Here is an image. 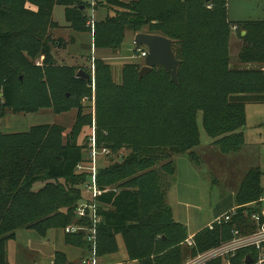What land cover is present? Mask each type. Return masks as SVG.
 I'll return each mask as SVG.
<instances>
[{
	"label": "trees",
	"instance_id": "1",
	"mask_svg": "<svg viewBox=\"0 0 264 264\" xmlns=\"http://www.w3.org/2000/svg\"><path fill=\"white\" fill-rule=\"evenodd\" d=\"M106 1L116 10L96 24L95 49L120 50L127 32L155 34L173 41L181 63L178 84L161 66L140 80L136 64L125 65L116 83L111 65L95 61L98 147L117 154L110 166L98 171V187L108 191L96 198V257L117 253L122 237L130 262L185 264L187 255L196 257L231 240L235 229H252L250 215L264 198L263 173L252 168L235 197L237 214L200 231L193 246L186 244L187 227L175 221L168 203L176 158L187 155L200 164L195 151L201 144L200 115L223 154L243 149L246 106L264 103V20L231 22L228 0ZM33 4L36 10L29 9ZM84 5L90 9L83 0H0V118L11 110L63 114L78 109L68 135L57 124L0 133V264H9L7 246L19 229L45 236L71 226L93 228L89 218L77 215L80 203L89 199V176L78 170L86 161L79 137L84 125L91 124L80 99L92 96L93 82L77 77L73 67L58 66L44 39L56 27L51 19L57 6L65 8L72 29L88 32ZM235 27L242 47L239 62L233 64ZM38 56L44 57L41 66L35 63ZM87 234L65 233L64 242L92 256ZM248 256L256 260L257 253L241 250L231 264H244ZM54 264L70 263L65 253L57 252ZM210 264L227 263L220 259Z\"/></svg>",
	"mask_w": 264,
	"mask_h": 264
},
{
	"label": "rangeland",
	"instance_id": "2",
	"mask_svg": "<svg viewBox=\"0 0 264 264\" xmlns=\"http://www.w3.org/2000/svg\"><path fill=\"white\" fill-rule=\"evenodd\" d=\"M83 1L90 4V9H86L87 5L82 7L88 17L87 27L90 28L88 32H77L72 29L66 21L65 8L57 6L51 19L56 27L49 29L44 39L49 43L52 58L58 66L73 67L78 73L84 71L92 75V96L80 99L83 116L87 117L88 121L91 120L90 125H84L79 137V142L84 146L83 154L87 158L90 151L93 150V137H96L98 146L95 61L101 59L104 63L111 65L114 80L116 83H120L125 65L136 64L141 70L146 60L141 56V50L147 49L145 47L140 50L137 48L134 41L136 35L131 32L126 33L120 50L95 49L93 42L96 24L103 21L108 15H114L116 9L106 0ZM36 7L34 4L29 5L31 10H36ZM208 8H212V5H209ZM228 13L229 19L233 23L263 21L264 0H228ZM31 20L36 27L41 26L37 18ZM233 31L230 55L234 64L239 62L238 55L242 41L238 37V31L236 32L234 29ZM43 62L44 57L41 56L35 60L38 66H41ZM77 115L78 109L76 108L63 114H56L52 109H41L33 114L15 113L11 110L4 118H0V133H25L34 126L57 124L65 127L68 135L77 121ZM246 119L247 125L243 130L246 142L240 152L223 154L206 133L202 115H200L201 144L195 149L200 157V164L195 165L187 155L176 158L179 173L173 180L172 191H169L168 197L174 196L175 207L180 210V215H177L176 219L180 222L184 221L188 227L189 235L214 223V214L217 215L227 209L230 204L236 206V194L250 169L260 167L263 173L262 186L264 188V103L248 104ZM119 153L122 155L123 152ZM122 157H120V161ZM116 159L117 154L113 152L109 155L99 156V170L107 168ZM189 163L195 170L194 175L187 172L185 164L189 166ZM190 187L193 189L189 191V194L194 197L183 201V191ZM65 233H67L66 230L56 229L43 236L31 229L17 230L15 238L9 241L7 246L9 264H54L57 252L65 253L70 264H83L82 258L85 257L86 252L66 245L64 242ZM117 242L119 244L118 252L96 258V264H138L128 260L122 237H118ZM86 255L88 256L86 259L92 258L89 253ZM191 257L187 255L185 263Z\"/></svg>",
	"mask_w": 264,
	"mask_h": 264
},
{
	"label": "built area",
	"instance_id": "3",
	"mask_svg": "<svg viewBox=\"0 0 264 264\" xmlns=\"http://www.w3.org/2000/svg\"><path fill=\"white\" fill-rule=\"evenodd\" d=\"M237 30V27L234 28ZM148 50H141V56L146 58ZM93 150L90 151L89 157H85V162L79 165L78 170L87 173L89 180L86 184L85 190L89 196L88 200H83L77 209V215L80 218H89L93 223V228L84 229L79 226H72L66 229L67 233H77L79 231H87V239L93 246L92 258L83 259V264H96V246H97V230L96 225L100 222L98 215V206L96 204V198L101 196L104 192L98 187V159L99 156L109 155L111 152L107 148H99L96 144V137L92 139ZM252 207H255L253 205ZM259 210H254L250 215V222L253 226L247 232H243L240 229H235L232 234L231 240L215 247L209 251L199 254L198 256L189 259L185 264H208L216 260L224 259L227 264H231V259L236 257L237 253L244 249H253L256 251L255 264H264V198L261 199ZM237 214L236 209L232 212L218 218L213 224L209 226L212 230L214 225L224 224L232 220ZM189 246L194 245L193 238L187 240Z\"/></svg>",
	"mask_w": 264,
	"mask_h": 264
},
{
	"label": "water",
	"instance_id": "4",
	"mask_svg": "<svg viewBox=\"0 0 264 264\" xmlns=\"http://www.w3.org/2000/svg\"><path fill=\"white\" fill-rule=\"evenodd\" d=\"M206 1L211 2L212 0ZM135 44L139 50L143 47L148 50L145 64L139 72L140 80L149 75L156 67L161 66L169 73L172 82L178 84V68L181 62L174 53L172 40L160 35L139 33L135 36ZM78 77L92 80V76L84 71H80ZM244 264H254V258L248 256Z\"/></svg>",
	"mask_w": 264,
	"mask_h": 264
},
{
	"label": "crops",
	"instance_id": "5",
	"mask_svg": "<svg viewBox=\"0 0 264 264\" xmlns=\"http://www.w3.org/2000/svg\"><path fill=\"white\" fill-rule=\"evenodd\" d=\"M134 41H135V37H134ZM180 157V156H179ZM178 158V157H177ZM179 162V161H178ZM192 162V161H191ZM180 163V162H179ZM185 167L187 168V172L190 174V175H194L195 174V170H194V168L191 166V164L189 163V166L188 165H186L185 164ZM176 168H177V173H176V176L178 175V173H179V170H178V166H177V159H176ZM183 185V184H182ZM191 189H193L192 187H190V188H188L186 191H183L184 192V194L182 195V198H184L183 199V201H186V200H190V199H192L194 196H191L190 194H189V191L191 190ZM172 191V190H171ZM170 194V193H169ZM173 198H174V196H169L168 197V203H169V205L171 206V208H172V210H173V215H174V219H175V221H177V222H179V223H181V224H183V225H185L186 226V224L184 223V221L183 222H180V221H178L177 219H176V216L178 215H180V210L178 209H176V207H175V204H174V201H173ZM171 199H172V201H171ZM234 209H237V203H236V206H234L233 204H230L229 205V207L227 208V209H225V210H223L222 212H219V213H217V215H215L214 214V216H215V218L213 219V221L215 220H217L218 218H220V217H222V216H224V215H226V214H228L229 212H231L232 210H234ZM212 221V222H213ZM213 224V223H212ZM210 225H207V226H205V227H203V228H201V229H198L197 231H195L194 233H192L191 235H189V238H194V236L196 235V234H198L200 231H202L203 229H205V228H208ZM187 227V226H186ZM187 230H188V227H187ZM189 231V230H188ZM67 256V255H66ZM67 258H68V256H67ZM69 260V259H68ZM137 263V262H136Z\"/></svg>",
	"mask_w": 264,
	"mask_h": 264
}]
</instances>
